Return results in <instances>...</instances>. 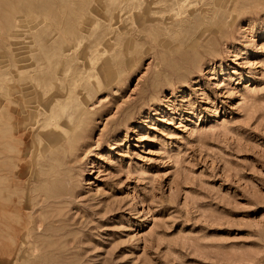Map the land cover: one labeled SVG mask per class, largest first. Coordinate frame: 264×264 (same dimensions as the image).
<instances>
[{
  "label": "rangeland",
  "instance_id": "374dc122",
  "mask_svg": "<svg viewBox=\"0 0 264 264\" xmlns=\"http://www.w3.org/2000/svg\"><path fill=\"white\" fill-rule=\"evenodd\" d=\"M0 264H264V0H0Z\"/></svg>",
  "mask_w": 264,
  "mask_h": 264
},
{
  "label": "bare ground",
  "instance_id": "6f19581e",
  "mask_svg": "<svg viewBox=\"0 0 264 264\" xmlns=\"http://www.w3.org/2000/svg\"><path fill=\"white\" fill-rule=\"evenodd\" d=\"M77 46H78V45H77ZM77 46H76V47H77ZM53 94H54V93H53ZM50 99H51V98H50ZM54 99H55V98H54ZM48 100H49V99H48ZM56 100H57V99H56ZM56 100H55V101H56ZM53 105H54V104H53ZM51 107H52V106H51ZM51 107H50V108H51ZM51 111H53V110H51ZM51 120H52V119H51ZM55 121H57V120H55ZM57 122H58V121H57ZM52 124H54V126H55L56 129H60V128L62 127L61 124H60V122H59V123L54 122V123H52ZM49 126H50V125H49ZM54 131H55V130H54ZM52 132H53V131H52ZM57 133H58V132L55 131V134H56V135H57ZM46 134H47V133H46ZM52 134H54V133H52ZM47 135H48V134H47ZM58 135H59V134H58ZM51 137H52V136H51ZM54 138H55V137H53V139H54ZM46 139H47V138H46ZM47 140H48V139H47ZM50 141H51V140H50Z\"/></svg>",
  "mask_w": 264,
  "mask_h": 264
}]
</instances>
